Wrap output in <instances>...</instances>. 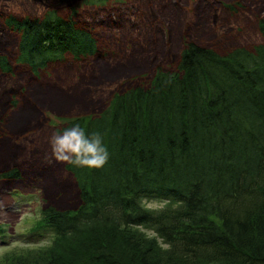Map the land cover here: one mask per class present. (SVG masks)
<instances>
[{
	"label": "trees",
	"instance_id": "obj_1",
	"mask_svg": "<svg viewBox=\"0 0 264 264\" xmlns=\"http://www.w3.org/2000/svg\"><path fill=\"white\" fill-rule=\"evenodd\" d=\"M74 16L7 17L18 65L38 75L68 56L98 54L93 32ZM257 30L264 39V19ZM179 55L176 72L157 71L147 87L113 95L99 114L59 119L56 130L78 123L99 133L108 162L66 164L78 206L43 207L29 238L47 231L50 246L6 255L4 264H264V42L224 55L187 42ZM0 72L13 73L5 56ZM20 179L17 168L0 174ZM144 200L165 204L150 209Z\"/></svg>",
	"mask_w": 264,
	"mask_h": 264
},
{
	"label": "rangeland",
	"instance_id": "obj_2",
	"mask_svg": "<svg viewBox=\"0 0 264 264\" xmlns=\"http://www.w3.org/2000/svg\"><path fill=\"white\" fill-rule=\"evenodd\" d=\"M87 1L0 0V56L13 67L12 74L0 72V174L17 168L21 175L16 181L0 180V227L6 243H0V264L6 255L50 246L47 231L29 238L43 207L78 206L67 163L57 162L51 151L50 137L59 119L99 114L113 95L147 87L157 71L176 72L184 43L224 55L264 42L257 30V20L264 19V0H108L94 6ZM49 10L63 18L75 12L76 26L89 27L100 50L79 61L68 56L33 75L16 62L17 36L4 20L38 18ZM64 75L70 80L62 86L58 82ZM47 90L57 94L49 96ZM142 204L159 209L165 201ZM137 230L155 237L149 229Z\"/></svg>",
	"mask_w": 264,
	"mask_h": 264
},
{
	"label": "clouds",
	"instance_id": "obj_3",
	"mask_svg": "<svg viewBox=\"0 0 264 264\" xmlns=\"http://www.w3.org/2000/svg\"><path fill=\"white\" fill-rule=\"evenodd\" d=\"M50 145L57 162L76 167L101 169L109 159L101 135L97 132L87 134L78 123L64 127L62 131L54 130Z\"/></svg>",
	"mask_w": 264,
	"mask_h": 264
}]
</instances>
